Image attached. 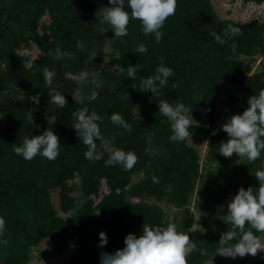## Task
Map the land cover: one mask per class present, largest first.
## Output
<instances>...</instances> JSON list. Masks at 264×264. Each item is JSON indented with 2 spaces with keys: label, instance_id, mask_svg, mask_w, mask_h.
Listing matches in <instances>:
<instances>
[{
  "label": "trees",
  "instance_id": "trees-1",
  "mask_svg": "<svg viewBox=\"0 0 264 264\" xmlns=\"http://www.w3.org/2000/svg\"><path fill=\"white\" fill-rule=\"evenodd\" d=\"M111 6L108 0H0V217L6 222L0 240L8 241L0 243V264H30L34 250L46 239L57 256L65 246L72 249L64 264H100L101 252L122 249L129 233L142 235L144 223H174L178 232L189 234L196 247L188 264H230L218 254L223 247L220 236L231 228L221 206L240 187L257 190L253 173L264 170V151L255 162L238 161L236 154L225 158L219 146L229 137L222 129L212 132L222 120L242 114L249 107L248 98L264 89V21L241 25L221 20L210 0H177L175 15L166 20L163 40L157 43L153 35L142 33L139 20L132 19L128 34L113 38L110 25L101 22L103 8ZM45 16L47 24L41 23ZM228 24L240 27L243 35L218 44L209 33L223 35ZM78 41L84 42L83 49L76 47ZM141 43L147 53H133ZM33 47L41 56L31 60ZM92 52L97 53L93 60ZM161 58L174 75L160 97H153L150 91H140V82L155 74ZM130 65L139 69L136 79L127 74ZM45 67L56 73L53 86L67 100L63 108L49 103ZM82 70L89 75L78 82L74 77ZM174 83L179 87L173 89ZM92 91L99 93L95 101L88 99ZM37 94L38 105L30 100ZM159 99L192 110L189 132L206 140L204 155L187 139L170 141V123L159 113ZM81 107L103 117L101 133L109 140L115 136L112 147L137 155L131 171L106 167L108 152L99 140L103 159H85L87 148L72 128V113ZM30 108L37 109L34 123L27 119ZM112 113L121 114L132 131L113 125ZM46 114L56 117L54 124H48ZM48 128L60 138L54 161L39 155L26 161L14 153L13 147L21 146L25 136L41 135ZM75 178L79 185L71 182ZM56 190L64 218L52 203ZM193 197L195 212L189 208ZM200 199L205 206L198 208ZM161 203L171 208L172 222ZM199 225L206 233L199 232ZM249 229L246 224L245 231ZM251 230L264 239V233ZM101 231L108 237L103 248L98 247ZM201 250L207 254L201 255ZM246 264H264V256Z\"/></svg>",
  "mask_w": 264,
  "mask_h": 264
},
{
  "label": "clouds",
  "instance_id": "clouds-1",
  "mask_svg": "<svg viewBox=\"0 0 264 264\" xmlns=\"http://www.w3.org/2000/svg\"><path fill=\"white\" fill-rule=\"evenodd\" d=\"M108 2L112 6L103 8L101 22L110 25L114 33L113 38L126 36L128 34V24L130 19H132L139 20L142 25V33L145 36L153 35L157 43L163 40L164 33L161 29L166 20L170 16L175 15L177 8V0H108ZM249 2L254 1L245 2L240 0L238 5L241 6L244 12H250L251 9L246 4ZM237 3L238 1H236ZM126 5L131 10L130 14L125 10ZM253 21L258 20H249V22L238 24H249ZM263 21L264 18L259 22ZM209 35L214 37L218 44L223 45L233 37L243 35V31L240 27L228 24L223 30V35L217 34L215 31H211ZM76 47L83 49L84 42L78 41ZM236 47L235 43L231 45L233 52L236 51ZM147 51L146 45L141 43L135 47L133 53L143 54L147 53ZM96 55L97 53L95 52L90 53L89 59L93 60ZM56 58L59 59L60 57L57 56ZM258 58L261 61L262 58L260 56L256 58V61L259 60ZM115 59H121L119 52L116 53ZM138 71L137 67L130 65L127 74L131 79H136ZM88 75L87 71L82 70L74 78L76 81L82 82L88 78ZM172 75H174L173 69L166 67L163 58H161V63L155 69V74L141 79L140 91H150L153 97H160V90L168 86V78ZM43 76L48 88V95L51 97L49 103L59 108L65 107L67 105L65 96L53 86L56 73L45 67ZM172 87L176 89L179 85L174 83ZM98 96V92L92 91L88 99L95 101ZM30 100L38 105L40 102L39 94L30 97ZM247 103L249 107L242 114L232 115L227 121L222 120L212 133L216 134L222 129L229 137L226 142H221L219 146L220 155L230 158L233 154H236L239 158L238 161L246 159L249 162H255L260 159L261 152L264 151V89H261L258 95L250 96ZM157 106L159 113L166 117L170 123L172 132L169 137L170 141L182 142L192 135L189 132L193 120L190 108L183 103L173 105L163 99L158 100ZM36 110V108L28 109L27 119L30 122L34 123L33 113ZM72 116L74 118L72 128L75 129L77 136L87 148L84 153L85 159L91 162L103 159L104 154L98 150L96 143L99 140L101 147L108 152V158L104 161L106 167L119 165L122 170L131 171L138 163V157L134 152H126L120 148L112 147V141L115 140V136L111 140L105 139L100 129L103 117L94 110L89 113L87 107H81L73 112ZM45 119L48 124H54L56 121L54 115L48 116L46 114ZM110 121L113 125L123 128L126 132L132 131V126L119 113H112ZM59 148L60 138L51 128H48L41 135L32 136L31 138L25 136L22 145L14 146L13 151L26 161L33 160L37 155L47 158L49 161H54L59 155ZM253 174L259 181L257 190L254 191L253 187H248L247 190L244 187H240L235 196H230V198H234L227 203V209L223 207L224 204L221 206L222 209L227 210L224 220L228 225H231V228L227 232L222 233L219 239V243L223 247L218 254L225 258L231 257L235 259L237 256L244 258L247 255L255 257L258 252H264V243L251 230L255 229L256 232L264 233V170L257 169ZM71 182L79 185L77 178ZM102 192H108L106 187L103 186ZM92 199L94 201L100 200V198L96 199L94 197ZM195 203L196 197H193L192 202L189 204V208L193 212H195L194 207L196 208ZM196 221L199 223V218H196ZM246 224L250 225L248 231H245ZM5 227V220L0 217V236L4 234ZM206 231L207 229L199 225L201 234L206 233ZM238 236L239 239L237 240ZM233 240H237V242L230 243ZM107 242V234L101 231L99 233L98 247L103 248ZM0 243L6 245L8 241L6 239L0 240ZM124 245L122 249H117L113 253L101 252L100 264H188L187 257L196 247L189 234L178 232L174 223H169L167 227H152L144 223L142 235L137 237L135 234L129 233L124 239ZM206 254L204 250H201V255Z\"/></svg>",
  "mask_w": 264,
  "mask_h": 264
},
{
  "label": "rangeland",
  "instance_id": "rangeland-1",
  "mask_svg": "<svg viewBox=\"0 0 264 264\" xmlns=\"http://www.w3.org/2000/svg\"><path fill=\"white\" fill-rule=\"evenodd\" d=\"M212 5L214 6L215 12L219 16L221 20H233L237 23H245L247 22V19H249L251 13L250 12H244L242 10L241 6L238 4L240 3V0H234V1H228V0H210ZM236 1L238 3L236 4ZM41 23H48V17L45 16L42 18ZM20 53V51H19ZM41 56V53L36 49V47H33V50L30 53L31 60H34ZM259 60L256 61V63L253 64V70L256 66H258L260 62ZM187 144L189 146H192L197 149V151L204 155L206 150V140L200 136V135H192L187 139ZM234 198V197H232ZM230 198L228 201H226L223 205L224 208L227 209V203L232 199ZM52 203L54 205V208L57 210L60 217H64V215L60 212L59 209V197H58V190L52 192L51 194ZM198 201V208L205 206V201L203 199L197 200ZM165 212L169 213L171 215L170 221L172 222L174 220V214L167 205L161 203L160 204ZM197 207H194V210L196 211ZM262 243H264V239L262 240ZM52 241L50 239H46L42 241L39 246L34 250L33 252V258L30 262V264H64L72 255L73 251L69 246H65L63 253L60 256L55 255L52 252ZM264 256V252H258V254L253 257L251 255H247L244 258H241L237 256L235 259H232L231 257H228L227 260L230 264H246L248 262H251L258 259L259 257Z\"/></svg>",
  "mask_w": 264,
  "mask_h": 264
},
{
  "label": "built area",
  "instance_id": "built-area-1",
  "mask_svg": "<svg viewBox=\"0 0 264 264\" xmlns=\"http://www.w3.org/2000/svg\"><path fill=\"white\" fill-rule=\"evenodd\" d=\"M246 4L251 9V11H250L251 15H250L249 19L247 20L248 22H249V20L261 21L264 18V0H262L260 3L249 2Z\"/></svg>",
  "mask_w": 264,
  "mask_h": 264
}]
</instances>
